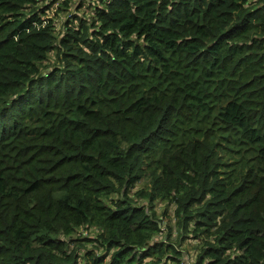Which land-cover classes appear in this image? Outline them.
I'll return each mask as SVG.
<instances>
[{
	"label": "trees",
	"instance_id": "1",
	"mask_svg": "<svg viewBox=\"0 0 264 264\" xmlns=\"http://www.w3.org/2000/svg\"><path fill=\"white\" fill-rule=\"evenodd\" d=\"M76 1L0 0V264H264V0Z\"/></svg>",
	"mask_w": 264,
	"mask_h": 264
},
{
	"label": "rangeland",
	"instance_id": "2",
	"mask_svg": "<svg viewBox=\"0 0 264 264\" xmlns=\"http://www.w3.org/2000/svg\"><path fill=\"white\" fill-rule=\"evenodd\" d=\"M63 0H60L59 3H62ZM79 1V0H78ZM78 1H76V4H78ZM70 5L72 4V0H69ZM87 4V3H86ZM69 11H62L60 13H58L56 10H51L50 9V17H53V19H57L58 21V29H61L63 22L66 20V18H68L70 16L71 13L76 12V6L72 7V6H68ZM83 9H86V5L83 7ZM90 11V9L88 10ZM82 11H80L81 13ZM58 14V15H57ZM160 215H161V211L162 209L158 210ZM165 221L168 222V220L166 218H164ZM93 232H91L92 234ZM177 231H175V235H177ZM179 245L178 246V250L181 251V255H180V259L182 264H195V260H196V256L199 253V250L197 249V241L193 240V239H186L184 242L179 241Z\"/></svg>",
	"mask_w": 264,
	"mask_h": 264
},
{
	"label": "built area",
	"instance_id": "3",
	"mask_svg": "<svg viewBox=\"0 0 264 264\" xmlns=\"http://www.w3.org/2000/svg\"><path fill=\"white\" fill-rule=\"evenodd\" d=\"M55 5H58V3H56Z\"/></svg>",
	"mask_w": 264,
	"mask_h": 264
}]
</instances>
